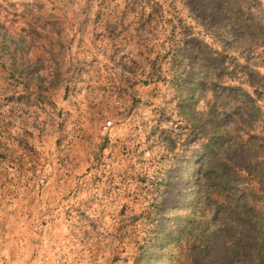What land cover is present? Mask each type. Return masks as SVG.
<instances>
[{"label": "rangeland", "instance_id": "374dc122", "mask_svg": "<svg viewBox=\"0 0 264 264\" xmlns=\"http://www.w3.org/2000/svg\"><path fill=\"white\" fill-rule=\"evenodd\" d=\"M204 165L229 197L199 203ZM262 238L264 0H0V264H264Z\"/></svg>", "mask_w": 264, "mask_h": 264}, {"label": "trees", "instance_id": "16d2710c", "mask_svg": "<svg viewBox=\"0 0 264 264\" xmlns=\"http://www.w3.org/2000/svg\"><path fill=\"white\" fill-rule=\"evenodd\" d=\"M228 112H230L231 108H225ZM209 146L206 147V159L211 161V152L210 150L208 149ZM204 169L203 171L201 172V181L203 183H200L201 187H204V191L201 190L199 191V196L200 198L198 199L199 200V203H202L203 200H206L208 198H211L212 195L211 194H207L206 191H205V188H207L209 186V182H216L218 185V190L216 191V194H217V197H229L228 195L230 194L229 193V189L231 190L233 188V186H237L238 185V181H232V179H230V177H225L224 174H216L211 176V175H208L206 174V165H204ZM235 175H240L239 172H237V174ZM234 182V183H233ZM204 194H206V196L204 197ZM127 233V232H125ZM264 241V238H262V242ZM142 247V245H140Z\"/></svg>", "mask_w": 264, "mask_h": 264}]
</instances>
